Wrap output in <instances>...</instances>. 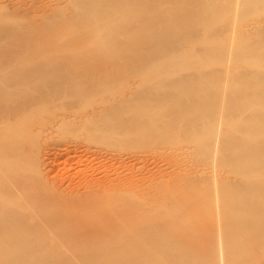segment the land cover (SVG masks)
I'll list each match as a JSON object with an SVG mask.
<instances>
[{
  "label": "rangeland",
  "instance_id": "1",
  "mask_svg": "<svg viewBox=\"0 0 264 264\" xmlns=\"http://www.w3.org/2000/svg\"><path fill=\"white\" fill-rule=\"evenodd\" d=\"M98 1L102 7L108 0ZM168 1H159L155 12H160V5L163 10L169 7L167 2L170 10L165 8V12L176 13L175 4L182 0ZM246 1H214L226 4L228 16H220L211 28H201L203 34L195 28L200 33L194 30L195 38L203 37L195 39L193 33L189 37L193 40L187 39L186 44L181 34H174L181 44L161 49L164 53L173 49L167 55L181 57L182 53L183 58H170L160 47L141 44L129 54L118 39L106 44L103 27L109 16L103 14L104 23L95 17L96 0H0V57L9 61L3 64L9 67H3V73L20 72L25 78L20 79L22 83L12 78L15 85H8L14 94L13 106L0 107V137L9 127L23 136L21 152L26 155L20 153V158L32 165L29 176L37 183L30 191L61 201L94 191L103 195L100 198H140L137 202L146 198L144 205L161 203L159 212L174 206L179 198L184 201L189 194L205 192L212 200L205 209L214 217L209 230L214 236L216 264H237L225 224L240 196L233 197L227 189H241L249 176L257 177L245 167L250 159L243 156L248 127L256 124V109L262 112L257 116L264 114V97L249 104L255 98L249 87L264 84V45L244 40L264 28V0L252 10L246 8ZM87 27L96 29L90 33ZM141 54L144 59L139 58ZM37 71L45 74L41 77ZM19 188L11 187L16 198L25 195ZM151 197L156 202H149ZM26 204L33 209L30 202ZM52 234L55 239L57 235ZM64 252L70 264H107L111 256L66 247Z\"/></svg>",
  "mask_w": 264,
  "mask_h": 264
},
{
  "label": "bare ground",
  "instance_id": "2",
  "mask_svg": "<svg viewBox=\"0 0 264 264\" xmlns=\"http://www.w3.org/2000/svg\"><path fill=\"white\" fill-rule=\"evenodd\" d=\"M159 1L108 0L101 7L99 1L96 0L95 9L98 10V14L95 17L101 21V23L107 22L103 27L104 31H106V37L103 39L105 43L109 44L118 39L127 47L126 50L129 54L132 49L135 50V47L141 44L149 45L153 48L160 47V49L161 47H165V50L168 51V47L170 48L180 43V40L176 41V38H174L176 33L181 34L178 35L185 39L181 37L183 40V42H181L183 44L187 39V42H191L193 39L191 38L190 40L189 37H192L190 35H193L194 30L197 32L200 28L199 31L203 34L201 28H211L214 22L219 20L220 16L223 14L228 16L227 12L230 11L226 4L214 2L216 0H187L188 2L185 0L188 5L186 3L182 4L185 2L184 0H182L183 2L174 0L176 2L178 1V3L175 4L176 7H174L176 13L167 11L168 9L165 12V8L170 7L166 2V5L169 7H164L163 10V7L160 5L159 7L161 9H159V11L162 13L160 14L158 11L159 13L157 14L155 10H158L157 7L161 3ZM170 1L171 0H169L168 3ZM174 1H172V6ZM262 1L263 0H247L246 8L252 10ZM179 3L181 5L177 7ZM189 7L191 8L188 9ZM106 13L109 19L107 18V21H104L106 16L104 17L103 14L105 15ZM245 27L246 26H243V28ZM195 28L198 29L196 30ZM95 29L96 28H92L94 31ZM86 31L90 33L94 32L91 31L90 28ZM199 31L197 33H199ZM208 31L211 30L209 29ZM196 34L194 33V38ZM199 36L197 35L196 38H199ZM207 36L205 38H207ZM262 36H264V28L257 34H248L246 37L244 36V40L248 43L257 41L256 43L264 45V37L261 38ZM207 39H209V37ZM202 40L203 38L201 41ZM182 46L183 48L185 47L184 45ZM147 48L149 49V47ZM258 48H260V46ZM139 51L142 52L143 50ZM146 51L147 53L145 54L147 55L148 50ZM172 51H169L170 54ZM154 52V55L158 56L160 54H157V51ZM164 52L162 51L164 56L169 53ZM182 52L184 51L182 50ZM208 53L210 54V52ZM132 54L131 57H133ZM170 54L167 55L170 56V58L175 55ZM154 55L152 56L153 58ZM189 55L187 57H189ZM262 55L264 56V53ZM140 56L139 58H143L142 54ZM182 56L181 53V57H179V55L174 57L183 58ZM147 57L150 58L151 56L147 55ZM161 57L162 55L160 58ZM155 59L159 58L155 56ZM5 62L9 63L8 60ZM5 62H3L0 57V104H2L0 107H5L6 105L13 106L11 101L13 100L14 94L11 95V90L8 88V85H15L11 82L12 78H17L14 80H19L21 82L20 79L23 77L20 76V72L19 75L15 74V71L3 73V67L7 65L3 66ZM47 62H50V60ZM52 63L55 62L53 61ZM55 65L56 63L54 66ZM7 66L5 68H9ZM46 66L45 64V68ZM52 66L53 64L50 66L49 70H51ZM30 70L31 69H29V71ZM35 70L37 69L35 68ZM37 72L40 76L45 74L44 71ZM50 77L53 76L51 75ZM23 79L25 80L24 77ZM59 80L61 81L60 78ZM17 82L15 81L16 84ZM23 83L25 84V82ZM20 85L17 86L19 87ZM32 87L35 88L33 84ZM50 87L52 86L50 85ZM45 88L44 91H46ZM249 89L251 90V94L255 95L253 100L251 98L252 96L250 97V105L261 100L257 97H264V84L255 83V85H251ZM40 90L42 91V89ZM16 94H19V92ZM9 106L6 109L13 108ZM256 111V114L258 112L259 114L262 113L257 109ZM256 114L254 113L256 124H251V126H253L248 127L250 136L247 139V150L243 159H248L249 157L250 160L245 167L250 171H255L257 177L252 179L249 176L246 179L248 180L247 183L241 189H237V186H230L227 189V192L232 193L233 197L240 196L239 199L233 202L235 207L229 210L228 223L225 224L226 237L231 249L230 253L233 259L237 261V264H264V114L261 116H259V114L257 116ZM254 131L257 132L256 135H253ZM258 135L263 138L257 140L259 137ZM22 138L23 136L16 135L11 130V127H9L8 130L6 129L4 135L0 137V264H70L68 259L62 256V254H65V247L73 252L109 254L111 256L108 258L107 264H216L217 252L215 251L214 236L209 230V227L214 223V217L208 209H205L212 204V200L209 201L211 197L207 198L208 195H205V192L204 194H200L202 191L197 189L200 193L197 192L198 194H196L195 192L192 194L191 190L195 188L193 187L191 190L189 189V193L192 195L189 194L187 198L185 197L184 201H182V198H179L181 200L175 202L173 204L174 206L160 212L158 209L162 206L161 203L160 206L159 204H152L153 202L144 205L145 202L143 201L146 200V198L144 200L141 199L142 202H137L140 201V198L135 201V198H120V196L100 198L103 195L99 194L97 191L92 193L89 192L85 196L79 195L81 197H75L74 195L75 199H73V197L71 198L72 200L61 201L59 198L56 199L53 196L49 197L48 194H42L38 192V190L34 192L30 191V188L34 187L35 184L37 185V183L32 181L35 180L33 176L30 177V171L33 168L31 167L32 165L28 160H24L25 158L22 159L23 156L20 158V153L23 154L24 152H21ZM23 155H26V153L24 152ZM259 163V166L262 165L261 168L257 167ZM13 186L20 187L19 190H23L25 195L23 194V197L16 198V195H14L11 190ZM166 189L163 190L167 191L170 188ZM194 191L195 190L192 192ZM108 194L110 196V193ZM168 194L169 193L166 192V195ZM151 198L153 200H151ZM151 198H149V202L154 201V198ZM22 199L25 200L23 201ZM29 202L30 205L33 206V209H30V206H26V203ZM28 208L30 210H28ZM52 232L54 235H57L56 238L53 236L55 239L50 236Z\"/></svg>",
  "mask_w": 264,
  "mask_h": 264
}]
</instances>
